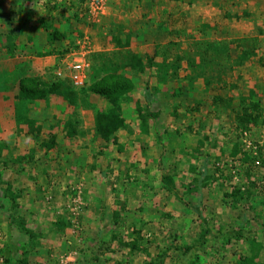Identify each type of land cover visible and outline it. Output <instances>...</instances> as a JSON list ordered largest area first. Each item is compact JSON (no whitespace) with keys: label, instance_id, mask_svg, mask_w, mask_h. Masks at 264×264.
Wrapping results in <instances>:
<instances>
[{"label":"rangeland","instance_id":"374dc122","mask_svg":"<svg viewBox=\"0 0 264 264\" xmlns=\"http://www.w3.org/2000/svg\"><path fill=\"white\" fill-rule=\"evenodd\" d=\"M0 25V264L264 263V0H0ZM28 31L49 78L3 67Z\"/></svg>","mask_w":264,"mask_h":264},{"label":"trees","instance_id":"16d2710c","mask_svg":"<svg viewBox=\"0 0 264 264\" xmlns=\"http://www.w3.org/2000/svg\"><path fill=\"white\" fill-rule=\"evenodd\" d=\"M48 25V24H47ZM49 27V25L47 26ZM157 30H154L153 28H146L143 29L145 32H156L158 35H167L170 34L171 31H167V29L164 28V24L163 26L159 25V27L157 28ZM131 39H127L126 44H131ZM127 83L129 84L130 82L127 80ZM132 85V83H131ZM128 86V85H127ZM27 92H31L32 96H34V98L37 97H42L44 96V91L43 89L39 90L34 89V88H26L23 89ZM114 90H117L114 92ZM127 90L126 88V83H120L118 84L117 87H114V89L112 88V86H103L102 88L98 89L97 92H99L100 94H103L104 96H106L107 98L110 99H118V97H120L121 95L124 94V92ZM151 97V95H150ZM153 97V96H152ZM227 99H222V101H226ZM251 107L249 105H243L242 109V113L239 114L236 117V121L239 125H249L250 123H252L253 121L256 120V115L254 113V111H256L259 114V110L261 108L260 105V101H254L253 99L251 100ZM101 115L98 116L97 118V128L99 133L101 134L102 138L104 139H111L114 134L116 133V131L122 126V124L124 123L123 118L121 117V115H119L116 111H112L109 114L105 115L100 113ZM18 205H15V208H17ZM20 227L22 229L25 230V232H27L30 237H34V234L32 231H29L25 224L23 222L19 223ZM237 263L235 264H254L253 260L250 258H246V259H240L239 261H236ZM17 264H29V259L27 257V252H25L23 254V256L21 257V259H19V262ZM260 264H264L263 262H261Z\"/></svg>","mask_w":264,"mask_h":264},{"label":"crops","instance_id":"0c3cea01","mask_svg":"<svg viewBox=\"0 0 264 264\" xmlns=\"http://www.w3.org/2000/svg\"><path fill=\"white\" fill-rule=\"evenodd\" d=\"M113 10V9H112ZM111 13V12H110ZM123 17H121V19H122ZM128 23H129V25H128ZM1 26V25H0ZM21 27H23V26H19L18 28H16L15 29V32H21L22 30H19ZM127 30L125 31V33L127 34L128 33V35H129V37L130 38H128V39H132V38H134V35H139V33H140V29H143L142 27H141V24H139L138 26H137V21L136 22H134V23H130V21H129V19H127ZM5 29H3L2 27H0V39L1 38H5V39H7L6 37H7V35H1L2 33H3V31H4ZM157 30V29H156ZM14 33V32H13ZM151 33V34H150ZM27 35H28V38L26 39L25 38V36L23 37L22 35H18V34H16V35H9L10 37H11V41L13 40L14 41V43H17V48H22V46H19V44L21 43V41L22 40H25V41H27L26 43H25V46L26 47H24L23 46V48H22V50H25L24 52V55L23 56H20V54H17L16 56H15V58H10V60L9 59H6L5 61H4V63H5V65L6 66H3L4 67V69H9V68H11V66H9V65H12V66H15L17 69L19 68V70L21 69V70H24V71H26V74L28 75V76H35V77H38L37 79H39V78H41V76H46L47 78H49V76H50V73L48 72L49 71V69L51 68V67H49L50 65H51V62L53 61V57L51 56V55H48V56H45V57H39L38 55H35V56H33L32 58H30V56H32L31 55V53H29V49H31V47L33 46V44H31V43H29V41H28V39H30V38H32V39H34L35 40V42L37 41V39H40V38H43V37H45L44 35H40L41 37H37V36H39V35H33L32 33H31V31H28V33H27ZM149 35H158L156 32H154V31H152V32H149ZM12 41V42H13ZM36 46V45H35ZM40 46V45H39ZM25 48V49H24ZM38 48V47H37ZM39 54V53H38ZM25 55H30L28 58L30 59V61H26V56ZM25 56V57H24ZM54 62V61H53ZM18 64H21V66H19ZM25 65H27V66H29V68L27 67V68H25V67H23V66H25ZM5 71V70H4ZM29 72V73H28ZM30 72L32 73V74H30ZM49 75V76H48ZM38 81V80H37ZM4 90H3V94L4 95H7V93H8V90H6L5 88H3ZM12 89H14V87L12 88ZM12 89H10V91L12 90ZM148 96H150V95H148ZM4 102H6V103H8V104H6V105H8L7 107L9 108L10 107V105H12V101L11 100H6V101H4ZM10 104V105H9ZM56 115H55V113H53L52 114V117H55Z\"/></svg>","mask_w":264,"mask_h":264},{"label":"built area","instance_id":"2783aa9c","mask_svg":"<svg viewBox=\"0 0 264 264\" xmlns=\"http://www.w3.org/2000/svg\"><path fill=\"white\" fill-rule=\"evenodd\" d=\"M86 53L88 52L75 53V58L69 65L70 78L77 87H83L87 82V73L91 65L90 61L86 58ZM56 74L63 76L62 71H57Z\"/></svg>","mask_w":264,"mask_h":264}]
</instances>
